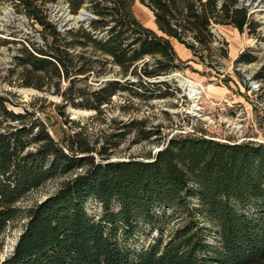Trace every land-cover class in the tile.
I'll return each mask as SVG.
<instances>
[{
	"label": "trees",
	"instance_id": "16d2710c",
	"mask_svg": "<svg viewBox=\"0 0 264 264\" xmlns=\"http://www.w3.org/2000/svg\"><path fill=\"white\" fill-rule=\"evenodd\" d=\"M11 1L39 27L42 42L13 40L20 47L9 72L19 86L60 98L54 106L64 122L58 139L38 112L15 111L0 95V254L8 229L25 222L0 264H264V144L195 135L166 140L135 115L136 99H167L172 86L157 80L186 67L172 40L212 68L229 57L215 26L260 34L250 7L240 0H140L154 12L158 34L134 16L135 0H62L72 15H90L63 29L50 16L61 0ZM256 61L251 53L237 59ZM255 78L264 80V64ZM69 108L93 112L91 120L105 126L95 131L72 120ZM129 138L161 147L121 158ZM51 183L53 193L29 203ZM92 202L99 216L89 213ZM157 209L172 210L181 222L165 238L167 216ZM145 227L161 238L131 251L129 242Z\"/></svg>",
	"mask_w": 264,
	"mask_h": 264
},
{
	"label": "rangeland",
	"instance_id": "374dc122",
	"mask_svg": "<svg viewBox=\"0 0 264 264\" xmlns=\"http://www.w3.org/2000/svg\"><path fill=\"white\" fill-rule=\"evenodd\" d=\"M242 2L250 7L254 18L261 24L259 35L252 36L247 32L241 34L230 26H215L214 33L227 44L229 57L212 62V68L194 58V55H189V59H185L184 53L188 49L182 45L184 51H179L180 43L174 40L176 52L185 62L186 67L165 76L166 81L172 86L170 90L172 95L164 100H153L149 104L141 99L135 100L139 105L136 117L148 118L150 126H158L166 140L175 136L195 135L230 144L249 142L264 144V80L255 78L264 64V1ZM131 11L142 25L161 34L155 22L154 12L146 4L135 0L132 2ZM81 12L72 15L68 6L61 0L51 6L50 16L63 29L87 23L89 13L85 10L84 19L80 21ZM4 39L10 43L2 44L0 41V95L10 98L18 106L9 105L15 111L27 108L38 112L47 122L54 137L59 139L60 127L64 119L55 109L54 104L60 103V98L19 86L16 75H11L9 72L14 68L13 56L20 47L12 44L13 40L42 42L39 27L32 26L24 15L18 14L11 0H0V40ZM242 53L253 54L257 61L251 64L237 62ZM188 82L196 85L198 95H190L186 87ZM121 102V99L115 100V104ZM115 108L113 113L116 115ZM66 116L72 120L92 124L95 131L105 126L99 120H91L94 116L93 112L69 108ZM124 119L128 120V116L125 115ZM132 141L133 139L129 138L122 145L119 157L143 156L150 151L155 153L161 147L147 142L135 145ZM55 189L56 184H48L42 190L34 192L29 198V203L43 200ZM87 208L94 216L101 214V207L94 202L88 204ZM157 211L159 215L166 213L167 216L163 236L165 238L181 222L176 220V214L170 209H157ZM200 222L208 234V241L216 243L215 231L211 229L209 223L204 219ZM24 223L21 221L8 229L0 261L13 251ZM160 238L159 232L145 227L136 233L129 242L128 248L139 253L156 245Z\"/></svg>",
	"mask_w": 264,
	"mask_h": 264
},
{
	"label": "bare ground",
	"instance_id": "6f19581e",
	"mask_svg": "<svg viewBox=\"0 0 264 264\" xmlns=\"http://www.w3.org/2000/svg\"><path fill=\"white\" fill-rule=\"evenodd\" d=\"M186 87L188 88L191 96H196V95L199 94L198 91H197L196 85L194 83L188 82L186 84Z\"/></svg>",
	"mask_w": 264,
	"mask_h": 264
},
{
	"label": "crops",
	"instance_id": "0c3cea01",
	"mask_svg": "<svg viewBox=\"0 0 264 264\" xmlns=\"http://www.w3.org/2000/svg\"><path fill=\"white\" fill-rule=\"evenodd\" d=\"M155 31V30H154ZM174 40H172V44H173V46H174V48H175V45H174V42H173ZM179 51H184L183 50V48H182V44H179ZM186 50V49H185ZM175 51H176V48H175ZM188 51V52H187ZM177 53V52H176ZM192 52L190 51V50H186V53H184V56L186 57L185 59H189V55H193V53L191 54ZM179 56V55H178ZM194 58H196L195 56H194ZM181 59V58H180ZM182 60V59H181Z\"/></svg>",
	"mask_w": 264,
	"mask_h": 264
},
{
	"label": "water",
	"instance_id": "95a60500",
	"mask_svg": "<svg viewBox=\"0 0 264 264\" xmlns=\"http://www.w3.org/2000/svg\"><path fill=\"white\" fill-rule=\"evenodd\" d=\"M240 1H244V0H240ZM86 14V12H82L81 13V16L79 17V20L80 21H82L84 18H83V15H85ZM160 81H166V77L165 76H162V77H160L158 80H157V82H160Z\"/></svg>",
	"mask_w": 264,
	"mask_h": 264
}]
</instances>
